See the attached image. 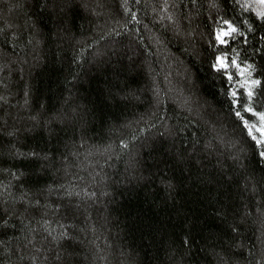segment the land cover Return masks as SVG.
<instances>
[{"label":"trees","instance_id":"16d2710c","mask_svg":"<svg viewBox=\"0 0 264 264\" xmlns=\"http://www.w3.org/2000/svg\"><path fill=\"white\" fill-rule=\"evenodd\" d=\"M261 13L0 0V264H264Z\"/></svg>","mask_w":264,"mask_h":264},{"label":"rangeland","instance_id":"374dc122","mask_svg":"<svg viewBox=\"0 0 264 264\" xmlns=\"http://www.w3.org/2000/svg\"><path fill=\"white\" fill-rule=\"evenodd\" d=\"M222 31H225V32L229 31V27H225V28H222V29L217 30L216 33H215L216 39H217V35H218V33L222 32ZM227 36H228V35H227ZM227 36H223V37H222V40H223L224 42H225ZM217 41H218V40H217ZM218 42H219V41H218ZM224 42H223V43H224ZM220 43H221V42H220ZM218 57L222 58L224 64L226 65V67H224V68H227V67H228V64H227V62H226L225 57L222 56V55H220V56H218ZM216 65H217V67H219V65L217 64V58H216ZM235 66H236V68H237V71H236V73H237V79H236V81H235L234 83H235V84H238V85H241L244 89H246L247 91H249V87L251 88V87L253 86V85H252V81H254V80L251 79V78H248L247 74L245 73V68L236 65V63H235ZM219 68H221V67H219ZM235 84H234V85H235ZM256 115H257L258 118H259V114L256 113ZM245 123H246L247 129H248L249 131L251 130L252 135H253L254 137H256V140H257V139H259V140H264V135H261V132L257 130V129H260L262 126H264V121H261V120L259 119V122H258V123H255V124H250V123H248L247 121H246Z\"/></svg>","mask_w":264,"mask_h":264},{"label":"snow or ice","instance_id":"6c2138e0","mask_svg":"<svg viewBox=\"0 0 264 264\" xmlns=\"http://www.w3.org/2000/svg\"><path fill=\"white\" fill-rule=\"evenodd\" d=\"M259 2H260V3H264V0H259ZM261 15H264V13H261ZM235 31H236V29H235L234 27H232L231 25H229V31H227V32L222 31V32L218 33V35H217V40H218L219 42L223 43L224 41L222 40V37H223V36H227V35H229L231 32H235ZM232 63H233V65H235L236 62H235V61H232ZM217 64H218L219 67H221V68L226 67V65L224 64L222 58H220V57H217ZM259 83H260V82H259V81H256V80L252 81V85H253V86H255V85L259 84ZM232 95L235 96L236 93L233 92ZM252 95H253V93L249 90V91H248V96L251 98ZM246 111H251V109L248 108V109H246ZM237 115L239 116L240 113L237 112ZM259 119H260L261 121H264V114H259ZM257 130L261 132V135H264V126H262L260 129H257ZM249 135H252L251 130L249 131ZM253 139H256V137L253 136ZM256 142H257L258 144L264 145V140H259V139H257Z\"/></svg>","mask_w":264,"mask_h":264}]
</instances>
